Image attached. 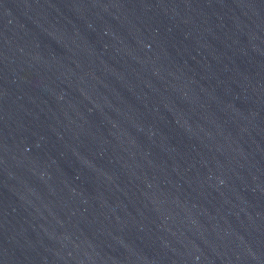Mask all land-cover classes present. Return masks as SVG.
I'll list each match as a JSON object with an SVG mask.
<instances>
[{"label": "water", "instance_id": "obj_1", "mask_svg": "<svg viewBox=\"0 0 264 264\" xmlns=\"http://www.w3.org/2000/svg\"><path fill=\"white\" fill-rule=\"evenodd\" d=\"M0 264H264V0H0Z\"/></svg>", "mask_w": 264, "mask_h": 264}]
</instances>
